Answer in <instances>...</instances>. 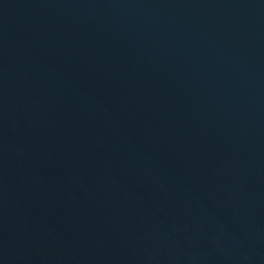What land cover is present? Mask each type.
<instances>
[{
	"label": "water",
	"instance_id": "obj_1",
	"mask_svg": "<svg viewBox=\"0 0 264 264\" xmlns=\"http://www.w3.org/2000/svg\"><path fill=\"white\" fill-rule=\"evenodd\" d=\"M0 264H264V0H0Z\"/></svg>",
	"mask_w": 264,
	"mask_h": 264
}]
</instances>
